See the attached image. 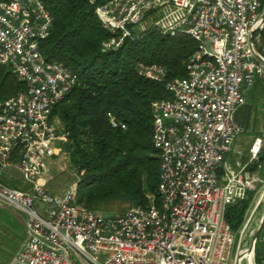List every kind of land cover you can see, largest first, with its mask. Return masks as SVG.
<instances>
[{"label":"built area","instance_id":"obj_1","mask_svg":"<svg viewBox=\"0 0 264 264\" xmlns=\"http://www.w3.org/2000/svg\"><path fill=\"white\" fill-rule=\"evenodd\" d=\"M87 1L111 35L105 53L150 29L197 43L185 78L169 81L157 64L137 68L172 94L152 104L161 205L152 200L146 208L104 215L79 205V182L62 194L50 191L51 162L68 142L50 116L79 77L40 51L54 21L46 0H0V67L10 68L27 87L0 102V207L21 213L26 226V239L7 264H236L248 249L245 234L264 197L237 239L226 210L248 200L261 182L256 170L264 134L251 144L245 163L234 145L245 131L236 121L238 110L257 80L264 86V64L249 45L259 28L252 41L257 50L261 43L264 0ZM108 117L113 128L126 129L115 115ZM231 153L236 164L227 159ZM4 176L30 189L11 188L1 181ZM260 242L264 264V228ZM245 260L258 264L255 255L244 256L241 264Z\"/></svg>","mask_w":264,"mask_h":264},{"label":"trees","instance_id":"obj_2","mask_svg":"<svg viewBox=\"0 0 264 264\" xmlns=\"http://www.w3.org/2000/svg\"><path fill=\"white\" fill-rule=\"evenodd\" d=\"M108 1L100 0L99 4ZM46 5L54 21L40 51L47 61L63 64L79 77L78 85L50 116L51 123L60 120L68 138L61 147L80 178L79 205L106 211L112 203L146 208L154 200L160 206V153L153 144L152 104L171 99L172 94L164 84L141 77L137 68L140 63L157 64L165 68L169 81L185 78L197 43L187 36H163L150 29L127 39L117 52L105 53L103 43L111 35L87 0H46ZM261 42L259 52L264 56V30ZM26 90V84L10 68L0 67V102ZM110 113L125 123L126 129L113 128ZM1 181L14 189H30L8 176ZM255 195L252 191L248 200L227 208L226 221L234 233L242 228ZM0 221L13 233L11 239L4 238L8 241L2 243L5 247H0V263L7 264L4 260L19 251L26 233H19L1 208ZM261 252L259 238L255 252L258 264Z\"/></svg>","mask_w":264,"mask_h":264},{"label":"rangeland","instance_id":"obj_3","mask_svg":"<svg viewBox=\"0 0 264 264\" xmlns=\"http://www.w3.org/2000/svg\"><path fill=\"white\" fill-rule=\"evenodd\" d=\"M262 13H263V18H264V8H263ZM260 48H262V42L258 46V50ZM54 124L57 127L58 131L62 133L63 125L61 124L60 120L55 119ZM234 157L236 156H234L233 153H231L227 156V159L230 160L233 164H235ZM236 159H238V157ZM249 159H250V154H249V149H247L246 152L244 153V158H241V161L245 163ZM256 171L258 172L261 182L258 184L257 189L255 190L256 195L254 197V201L250 209L248 210L249 212H247L246 214V219H249L247 217H250L251 212L256 205V202L262 196H264V162L261 163V168L259 170L257 169ZM49 176H50V183L48 187L51 192H54L56 194L64 193L66 189L70 187L71 185H73L75 182H79L80 184L79 175L77 174L76 170L72 167L69 155L65 152L64 154L60 153L51 162ZM0 208L4 209L5 214L10 215L12 222L16 226V229L19 233H26L25 221L23 220L22 216L17 211L10 209L8 207H0ZM129 208H130L129 204L112 203L106 208V211H97V212L102 213L104 215H122L126 213V211ZM263 214H264V197L262 199L261 204L257 208L253 218L251 219V223L249 224L250 226L248 227L246 231L245 244L243 245V249L249 248L251 241H252V236L258 228ZM244 224L242 228L240 229V231L236 233L237 239H239L240 237V232L243 230ZM11 230L12 228L8 224H6L4 221H0V247L2 246L5 247L2 243H6L8 242L6 239L12 238L13 233ZM16 254L14 253L12 256H10L9 259L4 260V262L5 263L11 262L12 259L16 256ZM242 264H248V263L245 260L243 261Z\"/></svg>","mask_w":264,"mask_h":264},{"label":"crops","instance_id":"obj_4","mask_svg":"<svg viewBox=\"0 0 264 264\" xmlns=\"http://www.w3.org/2000/svg\"><path fill=\"white\" fill-rule=\"evenodd\" d=\"M236 121L245 131L237 138L234 150L244 154L254 140L264 134V86L260 80L248 91L246 103L238 110ZM233 155L236 164L237 155Z\"/></svg>","mask_w":264,"mask_h":264},{"label":"water","instance_id":"obj_5","mask_svg":"<svg viewBox=\"0 0 264 264\" xmlns=\"http://www.w3.org/2000/svg\"><path fill=\"white\" fill-rule=\"evenodd\" d=\"M261 27L264 28V18H263V20H262ZM260 30H261V29L259 28V29H256V30L252 31V33H251V37H250V41H249V45H250V48H251V50H252V53H253L255 59H256L258 62L264 64V57H263L262 54L259 52V50L256 49V47H255V45H254V43H253V41H252V37H253V35H254L256 32L260 31ZM260 159H261V160L264 159V147H263V150H262V152H261V154H260ZM263 228H264V214H263V216H262V219H261V221H260V224H259L257 230L255 231V233H254L253 236H252V241H251V244H250L249 248L243 252L244 256L246 255V256H248V257H250V258H253V256L255 255V252H256V246H257V243H258L259 238H260V236H261V233H262ZM244 256H243V257H244ZM243 257H242V254H240V255L237 257L236 264H241V262H242V260H243Z\"/></svg>","mask_w":264,"mask_h":264},{"label":"bare ground","instance_id":"obj_6","mask_svg":"<svg viewBox=\"0 0 264 264\" xmlns=\"http://www.w3.org/2000/svg\"><path fill=\"white\" fill-rule=\"evenodd\" d=\"M244 256V254H242V257ZM246 256V255H245ZM245 259V258H244Z\"/></svg>","mask_w":264,"mask_h":264}]
</instances>
